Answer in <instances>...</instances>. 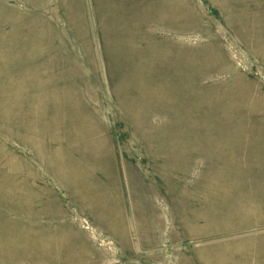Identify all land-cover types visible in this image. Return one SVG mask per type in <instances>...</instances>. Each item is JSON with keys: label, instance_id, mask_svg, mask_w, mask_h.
Wrapping results in <instances>:
<instances>
[{"label": "rangeland", "instance_id": "1", "mask_svg": "<svg viewBox=\"0 0 264 264\" xmlns=\"http://www.w3.org/2000/svg\"><path fill=\"white\" fill-rule=\"evenodd\" d=\"M0 264H264V0H0Z\"/></svg>", "mask_w": 264, "mask_h": 264}]
</instances>
